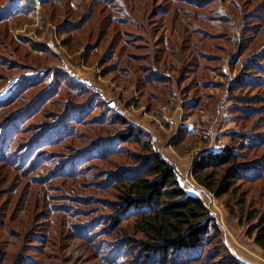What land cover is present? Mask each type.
<instances>
[{
  "label": "rangeland",
  "instance_id": "rangeland-1",
  "mask_svg": "<svg viewBox=\"0 0 264 264\" xmlns=\"http://www.w3.org/2000/svg\"><path fill=\"white\" fill-rule=\"evenodd\" d=\"M14 1L0 0V264L138 262L123 241L143 239L133 220L110 227L118 192L106 174L140 148L101 161L89 151L118 119L185 161L181 187L215 219L191 264H264L246 220L264 212V168L220 198L191 173L230 133L261 140L245 152L264 167V87L229 90L264 61V0H39L31 18L9 20Z\"/></svg>",
  "mask_w": 264,
  "mask_h": 264
},
{
  "label": "trees",
  "instance_id": "trees-1",
  "mask_svg": "<svg viewBox=\"0 0 264 264\" xmlns=\"http://www.w3.org/2000/svg\"><path fill=\"white\" fill-rule=\"evenodd\" d=\"M18 1L15 0L16 4L13 5L8 4L9 12L4 9L10 14L9 20L15 16L31 18L35 4L40 2ZM98 1L102 3V0ZM104 1L102 5L106 6L112 5L108 3L114 0ZM12 10H15V14L11 13ZM259 56L262 57V54ZM254 58L257 60L256 55ZM251 65L259 66L257 74L250 78L254 67L249 72L240 73L230 86V92L243 86L246 79L264 87V61H251ZM238 100L242 102L246 99L238 97ZM116 122L122 126V130L114 138L94 141L89 151L101 161L121 154L125 146L140 148L130 158L132 165L116 168L106 174L107 184L118 192L116 203L110 204L114 212L110 227L115 228L119 219H132L133 229L143 236V239L134 242L136 244L123 239L125 252L129 250L131 257L138 261L136 264H191L201 260L207 239L219 232L215 219L199 197L187 194L181 187L174 167L153 149L148 135L142 129L127 125L123 119ZM229 136L230 145L202 153L191 171L195 182L215 198L236 192L243 182L258 180L264 168L261 160L247 161L245 152L260 145L261 140L255 135L243 133H230ZM246 220L250 224L248 236L253 238V243L264 255V212L250 213Z\"/></svg>",
  "mask_w": 264,
  "mask_h": 264
},
{
  "label": "crops",
  "instance_id": "crops-1",
  "mask_svg": "<svg viewBox=\"0 0 264 264\" xmlns=\"http://www.w3.org/2000/svg\"><path fill=\"white\" fill-rule=\"evenodd\" d=\"M210 130H213L212 128L210 129ZM214 132H216V130L214 131ZM213 132H209L208 133V135H209V137H210V135H212L211 137L213 138ZM169 152V150L168 149H166V150H164V151H161V152H159L160 153V155L162 156V158L165 160V161H167L168 163H170L171 165H174L173 167H174V169H175V171H177L180 175L182 174V172L180 171V169H181V166H182V164H183V162H185V161H182V163H180V160H181V158H178L177 156H176V154H174V153H168ZM202 154V153H201ZM174 156V157H173ZM200 156V155H199ZM197 157L198 156H195V160L197 159ZM187 160V159H186ZM194 161V158L192 159V161H191V163L190 164H192V162ZM199 188H200V186H199ZM186 192H187V194H189V195H192V196H196V195H194L193 193H191V192H189V191H187V189H184ZM194 190L195 191H199L200 189H196V188H194Z\"/></svg>",
  "mask_w": 264,
  "mask_h": 264
}]
</instances>
